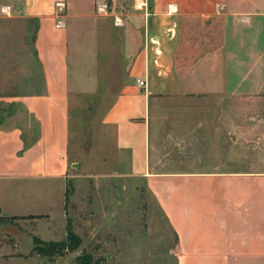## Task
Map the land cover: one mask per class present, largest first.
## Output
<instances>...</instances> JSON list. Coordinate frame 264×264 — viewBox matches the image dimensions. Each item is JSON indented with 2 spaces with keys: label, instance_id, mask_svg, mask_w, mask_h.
<instances>
[{
  "label": "crops",
  "instance_id": "crops-1",
  "mask_svg": "<svg viewBox=\"0 0 264 264\" xmlns=\"http://www.w3.org/2000/svg\"><path fill=\"white\" fill-rule=\"evenodd\" d=\"M0 1L5 224L65 239L72 97L77 82H112L95 92L106 103L101 123L171 227L176 264H264V170L226 168L233 139L264 138V0ZM94 16L114 24L84 32ZM24 21L26 30L8 28ZM105 44L122 77L99 53ZM83 49L93 58L81 69ZM74 252L45 261L0 253V264H71Z\"/></svg>",
  "mask_w": 264,
  "mask_h": 264
},
{
  "label": "rangeland",
  "instance_id": "rangeland-1",
  "mask_svg": "<svg viewBox=\"0 0 264 264\" xmlns=\"http://www.w3.org/2000/svg\"><path fill=\"white\" fill-rule=\"evenodd\" d=\"M7 5V1H0L2 15H6L3 10ZM93 18L82 24L87 25L86 30L82 29L84 32L96 27L110 30L114 24L110 16ZM16 25L26 30L25 21L17 24L11 22L8 28ZM93 41L92 36L84 42ZM104 41H112L110 33L106 34ZM106 45L100 48L99 53L109 55L106 63L116 65L114 72L122 77L125 69L120 64V56L116 57V52ZM84 50L81 51L82 58L78 60L81 69L93 58L87 55L90 50ZM85 85L77 82L79 92L73 95L70 109L69 154L73 166L66 181V211L72 232L81 240L73 255L90 256L94 264H176L175 236L171 227L148 193L143 179L129 175L114 148L112 132L101 123L106 103L105 99L96 97L95 92L101 88L104 91L113 88L112 82L92 81L87 83L86 90L80 92ZM260 116L264 118V112ZM233 118L237 121L239 115L233 114ZM226 168L232 171L264 170V138L258 144L248 146L239 139L235 143L233 139L231 162L226 163ZM33 231L32 222L20 221L9 225L0 221V253H29L45 261L42 258L50 256L32 252ZM37 235L47 241L59 240L54 233H41L39 227ZM74 261L72 258L71 264H75Z\"/></svg>",
  "mask_w": 264,
  "mask_h": 264
},
{
  "label": "trees",
  "instance_id": "trees-1",
  "mask_svg": "<svg viewBox=\"0 0 264 264\" xmlns=\"http://www.w3.org/2000/svg\"><path fill=\"white\" fill-rule=\"evenodd\" d=\"M3 219H0L2 221ZM34 248L32 252L43 256H63L66 253H72L76 251L81 245V240L77 237L71 229L69 223H67L66 237L59 242H43L38 238L33 237ZM40 248V249H39ZM75 264H94L90 256L82 254L75 259Z\"/></svg>",
  "mask_w": 264,
  "mask_h": 264
},
{
  "label": "built area",
  "instance_id": "built-area-1",
  "mask_svg": "<svg viewBox=\"0 0 264 264\" xmlns=\"http://www.w3.org/2000/svg\"><path fill=\"white\" fill-rule=\"evenodd\" d=\"M106 9H107V6L105 4L100 5L99 8H98L99 11H103V10H106ZM137 83H138V85L140 87H144L145 86V82L144 81L140 80V81H137Z\"/></svg>",
  "mask_w": 264,
  "mask_h": 264
}]
</instances>
